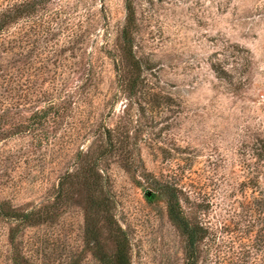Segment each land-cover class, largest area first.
<instances>
[{"label": "rangeland", "instance_id": "obj_1", "mask_svg": "<svg viewBox=\"0 0 264 264\" xmlns=\"http://www.w3.org/2000/svg\"><path fill=\"white\" fill-rule=\"evenodd\" d=\"M82 1L76 7V0H54L48 5L49 12L29 16L22 22L23 32L32 41L24 46H32L35 37L43 40L46 28L56 30L58 23L66 22L60 41L49 46L59 43L79 48L82 65L74 86L83 85L94 67L103 92L93 103L87 102L81 115V126H86L81 136L97 131L99 116L110 108L111 119L122 125L141 115L143 131H132L140 150V156L133 158L138 172L129 173L126 159L119 154L101 166L109 177L113 215L128 239L131 264L187 263L186 237L171 219L167 201L151 199L156 193L151 183L154 187L174 184L180 192L181 213L206 232L197 245L198 264H264V249L259 246L264 225L249 212L254 195L249 189L241 191L244 178L230 163L221 167L220 162L227 151L224 139L238 126V119L250 114L252 101L264 94L258 89L264 74V0H231V5L228 0L133 1L137 20L134 53L144 63L147 92H163L175 102L162 108L145 104V90L133 101L120 89V93L115 91L117 79L130 70L120 51L126 0ZM81 23L84 39L76 41ZM18 30L13 27L9 39ZM220 45L226 46L228 53ZM241 58L252 63L244 66ZM218 60H229L228 70L236 76L234 86L217 80L212 66ZM244 68L248 70L246 78L253 82L236 90L241 83L238 71ZM50 86L45 83V88ZM5 96L0 94L4 103L0 106L8 107L11 102ZM139 105L145 107V117ZM26 115L9 122L21 123ZM111 119L107 116L106 123ZM68 122L72 120L50 128V143L33 157L35 162L27 165L23 158L12 169L0 166V204L17 213L33 212L36 219L22 224L0 217V264L18 260L21 264H73L80 259L79 264H100L101 256L116 251L105 228L101 252L94 255L86 250L88 192L67 188L56 201L62 177L75 169L77 152L86 153L94 141L92 134L77 141V135L70 139L65 134ZM133 127L137 130L135 124ZM33 142L32 136L17 137L6 142L0 152L14 153ZM146 172L151 173L149 182Z\"/></svg>", "mask_w": 264, "mask_h": 264}, {"label": "trees", "instance_id": "obj_2", "mask_svg": "<svg viewBox=\"0 0 264 264\" xmlns=\"http://www.w3.org/2000/svg\"><path fill=\"white\" fill-rule=\"evenodd\" d=\"M53 1L0 0V53L3 55L0 57V94L4 93L6 95L4 99L9 98L11 102L8 107L0 106V148L6 142L17 137L32 136L35 139L32 145L22 146L14 153L0 152V166L12 169L14 166L19 165L23 158H25L27 165L30 162H35L36 160L33 161V157H37L42 148L50 143V137L52 138L49 132L50 128L62 125L65 119L75 121L76 123H65L68 130L65 133L66 136L69 135L71 139L72 136L77 135L75 140L77 141L92 134L94 141L86 153L77 152L75 169L62 177L56 201L61 200L69 188L73 190L83 189L88 192L91 201L88 204L89 218L85 233L86 250L94 253V255L101 252V232L105 228L104 230L108 231V237L115 244L116 251L113 255L101 256L99 259L100 264H131L128 239L113 215L114 200L110 190L109 177L104 174L101 166L114 155L119 154L126 159L125 169L129 173L136 174L138 172V166L135 165L133 158L140 156V150L137 149V143L134 142L135 138L132 137V131L134 130L136 134L143 131V127L141 129V115L136 117V121H134V118L127 124L122 125L121 122L111 119L112 112L110 108L107 113L99 116L101 120L97 131L81 136V131L86 128L84 124H82L83 127L81 126V115L85 111L86 104L100 95L103 96V92L100 89L99 77L94 67L85 76L83 85L74 86V77L80 72L82 65L79 48L74 49L75 47L62 46L59 43H56L55 47L49 46L50 42L60 41L59 36L63 33V25L65 30L66 22L61 21L58 23L59 29L56 30L46 28L43 32L45 37L43 40L35 37L32 46H24L32 39L27 36V33L23 32L24 23L22 22L29 16L49 12L48 5ZM85 1L82 2L85 3ZM133 1L126 0V21L120 35V51L128 66H130V70L123 73L121 67L116 66L118 70L121 69L122 74L116 82L118 89H115L118 93H120V89L122 95H127L128 99L132 101L139 94H143V90L146 92L149 90L146 77H142L144 63L134 53L137 20ZM80 3L81 0H76V7ZM228 3L231 5L232 1L228 0ZM246 9L247 7H244L242 13ZM235 12V15L239 14V9L236 8ZM15 26H18L19 30L9 39V32ZM83 29L84 25L82 23L77 26L76 41L84 39ZM48 36H51V38H48ZM4 37H7V39ZM220 46L224 52L228 53L226 46ZM240 60L247 67L252 63L247 58H241ZM228 63L229 60H218L212 66V70L217 80L232 87L235 85L236 76L228 70L230 66ZM247 71L246 68L238 71L241 83L236 90H241L245 84H249L250 87L253 82H249L246 78ZM128 75H131V78ZM45 83H50L51 86L45 88ZM258 89L264 91V74ZM255 94L256 92H254ZM144 96L148 97L145 104L151 106L154 104L155 108L169 107L174 101L170 97L166 98L163 92H147ZM2 101L0 102L4 105ZM252 102L253 107L250 108V114L246 118L238 119V126L232 129V133L228 138L224 139L227 151L226 156L223 155L220 162L221 167L226 163H230L233 170L238 171L243 176L241 191L245 192L246 189H249L254 195L250 202L249 212L257 217L258 223L262 221L264 225V94H261L258 100L255 99ZM140 109L145 117V107L141 105ZM106 110L107 108L104 112ZM22 113L27 114L23 122L18 124L9 122V120L20 116ZM124 114H127L126 111ZM107 116L111 119L109 123H106L105 120ZM134 124L137 126V130L133 127ZM165 153L170 156L171 151L167 150ZM31 166L33 167V165ZM7 176L9 175L7 174ZM150 176L151 173L146 172L144 175L145 180L149 182ZM135 181L140 184L137 180ZM138 186L142 188L141 185ZM150 186L156 192L153 193L151 199L154 200L155 197H158L160 200L167 201L171 219L181 227L186 237V264H198L197 245L204 239V233L206 232L200 225L190 223L185 219L180 210V192L174 184L163 183L154 187L155 185L151 183ZM6 206V204H0V217L20 221L22 224H32L34 220L36 221L33 212L17 213L14 209L7 210ZM262 232L263 237L259 246L261 245V248L264 249V227ZM80 261L81 259L73 264H79ZM16 264L21 263L18 260Z\"/></svg>", "mask_w": 264, "mask_h": 264}]
</instances>
